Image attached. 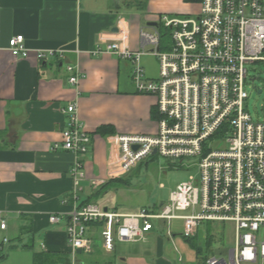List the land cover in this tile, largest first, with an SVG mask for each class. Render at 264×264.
Wrapping results in <instances>:
<instances>
[{
    "label": "crops",
    "instance_id": "1",
    "mask_svg": "<svg viewBox=\"0 0 264 264\" xmlns=\"http://www.w3.org/2000/svg\"><path fill=\"white\" fill-rule=\"evenodd\" d=\"M112 2L0 0V223L6 222L5 229L0 227V264H37L39 253L41 264H208L194 241L197 234L192 240L182 236L180 218L157 221L143 240L116 239L112 251L103 246L104 223L91 222L86 232L93 244L90 252L73 250L68 219L49 220L52 214L66 216L93 203L85 194L123 179L119 135L157 129L152 117L156 97L137 92L132 63L114 54L92 53L101 38H126L132 49L142 48L141 19L122 14L119 1L116 7ZM19 34L33 51L29 57L11 54L9 41ZM49 49L65 54L36 58L35 50ZM145 50L152 46L145 44ZM68 64L86 74L79 88L68 80ZM142 64L148 77H158L155 56L145 54ZM73 101L92 138L89 151L78 156L53 149L66 126L63 109ZM77 159L85 174L76 184L71 169ZM96 180L101 183L95 185Z\"/></svg>",
    "mask_w": 264,
    "mask_h": 264
},
{
    "label": "built area",
    "instance_id": "2",
    "mask_svg": "<svg viewBox=\"0 0 264 264\" xmlns=\"http://www.w3.org/2000/svg\"><path fill=\"white\" fill-rule=\"evenodd\" d=\"M182 1L190 7L187 15L158 13L150 19L158 23L157 27L140 29L141 49H132L126 38L107 42L101 38L102 44L92 53L129 60L137 92L156 97V131L118 136L121 174L158 154L196 159L200 177L180 183L170 201L157 211L142 207L122 214L87 203L66 216L52 214L49 220L58 223L68 219V242L73 250L88 252L93 250L86 236L91 222L104 223L103 246L107 251L114 250L116 239H145L159 220L182 219L184 238L194 237L203 221L231 222L235 247L229 260L210 257L207 263L264 264V108L263 117L254 120L247 109L246 89L257 76L251 77L249 66L264 62V0ZM160 22L169 29L165 48H161ZM145 44L152 50L146 51ZM9 48L16 58L29 57L33 52L25 46L22 34L10 39ZM34 53L38 60H44L62 58L65 50ZM147 53L158 60L157 78L148 77L142 64ZM67 70L70 84L79 88L86 74L71 64ZM63 112L66 126L53 149L62 148L76 156L87 153L92 138L80 121L78 102L69 103ZM82 166L77 159L71 169L76 184L85 174ZM0 227L5 229L6 222Z\"/></svg>",
    "mask_w": 264,
    "mask_h": 264
},
{
    "label": "rangeland",
    "instance_id": "3",
    "mask_svg": "<svg viewBox=\"0 0 264 264\" xmlns=\"http://www.w3.org/2000/svg\"><path fill=\"white\" fill-rule=\"evenodd\" d=\"M112 7L119 1V9L124 15L141 19V27L146 26L147 17L153 13L178 12L172 16L187 15L190 7L182 0H113ZM111 2V0H110ZM153 15V16H154ZM167 29L163 22L159 24L162 34ZM164 40L169 41V38ZM260 70V78L247 84L249 97L247 109L254 120L263 117L264 108V62H257L249 66L251 77ZM262 89L260 93L259 90ZM194 177H200L197 160L175 159L161 155H153L141 161L132 168L123 179L114 180L108 187L99 189L97 193L89 192L91 201L102 208L108 207L123 213H135L142 207L157 211L162 204L170 201L171 193L177 186ZM199 211V206L197 207ZM194 241L203 248V254L212 258L229 260L230 250L235 247V228L231 222L203 221L198 228ZM245 264V263H243Z\"/></svg>",
    "mask_w": 264,
    "mask_h": 264
},
{
    "label": "trees",
    "instance_id": "4",
    "mask_svg": "<svg viewBox=\"0 0 264 264\" xmlns=\"http://www.w3.org/2000/svg\"><path fill=\"white\" fill-rule=\"evenodd\" d=\"M184 1H192V0H184ZM194 1H197V0H194ZM166 31V33H164V34H162V37H163V43H162V45H161V48H165V45H164V43L166 42V40H164V37L166 38H169V29L167 28V29H165ZM152 117H153V119L156 121L157 119H158V109H157V107H155L154 109H153V111H152ZM120 180L119 178H115L114 180ZM122 179V178H121ZM193 238V237H192ZM192 238H186L187 240H192ZM11 248L13 249L14 248V246L12 245L11 246ZM197 250H198V252L199 253H201V249H200V247L199 248H197ZM40 256H42L40 253L38 254V255H36V262H37V264H41V263H39V260H38V258L39 259H41V257ZM205 258H206V260L209 258L208 256H205ZM38 260V261H37ZM64 264H68V261L66 260L65 262H64Z\"/></svg>",
    "mask_w": 264,
    "mask_h": 264
},
{
    "label": "water",
    "instance_id": "5",
    "mask_svg": "<svg viewBox=\"0 0 264 264\" xmlns=\"http://www.w3.org/2000/svg\"><path fill=\"white\" fill-rule=\"evenodd\" d=\"M146 26H148V27H157L158 26V23L156 22V21H147L146 22ZM117 27H115L113 30L114 31H117ZM256 73H257V76L254 78V80L255 79H257L258 78V76L260 75V73H261V71L260 70H256ZM259 91H261V90H259ZM138 146H134V148L136 149ZM156 152V150H154V153ZM107 210V209H106Z\"/></svg>",
    "mask_w": 264,
    "mask_h": 264
},
{
    "label": "flooded vegetation",
    "instance_id": "6",
    "mask_svg": "<svg viewBox=\"0 0 264 264\" xmlns=\"http://www.w3.org/2000/svg\"><path fill=\"white\" fill-rule=\"evenodd\" d=\"M261 76H259L258 78H260Z\"/></svg>",
    "mask_w": 264,
    "mask_h": 264
}]
</instances>
